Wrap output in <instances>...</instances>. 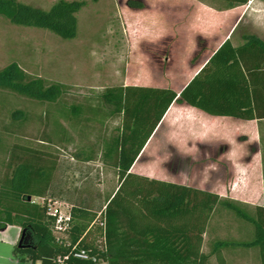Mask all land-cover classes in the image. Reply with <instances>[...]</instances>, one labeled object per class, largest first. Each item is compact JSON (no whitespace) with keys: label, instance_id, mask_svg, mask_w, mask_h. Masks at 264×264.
Segmentation results:
<instances>
[{"label":"trees","instance_id":"obj_1","mask_svg":"<svg viewBox=\"0 0 264 264\" xmlns=\"http://www.w3.org/2000/svg\"><path fill=\"white\" fill-rule=\"evenodd\" d=\"M199 1L225 11L243 7L251 0ZM85 6V1L59 0L49 10H43L17 0H0V17L15 26L42 29L63 40H73L78 34L77 15ZM128 6L145 9L140 0H130ZM244 39L245 43L238 47L226 41L180 95L169 88L133 85L104 91L101 99L108 111L106 117L118 119L119 124L113 134L90 141L78 150L74 158L79 166L74 167H90L99 162L103 170L108 168L115 173L118 185L103 206L67 198L72 206V227L68 239L61 243L55 240L54 219L46 208L28 200L31 197L62 200L55 181L60 160L37 149L15 146L0 179V231L18 227L25 241L23 248L14 246L13 257L20 263L26 255L32 264H211V257L215 256L216 264H227L220 250L241 246L258 248L264 264V207L252 209L215 193L131 173L174 103L214 117L264 118L259 113L264 103V88L259 84L264 71V41L255 35ZM200 55L201 52L195 60ZM66 89L61 84L47 85L42 79L30 78L17 63L0 71V91L30 100L56 103ZM175 112L176 107L171 108L166 119ZM70 114L80 121L82 109L74 106ZM261 153L264 181L262 135ZM221 210L251 225L253 240L216 242L212 252L206 254L201 251L203 235ZM96 235L100 244L93 238ZM77 243L96 261L73 258L72 248ZM59 258L64 262L60 263Z\"/></svg>","mask_w":264,"mask_h":264},{"label":"rangeland","instance_id":"obj_2","mask_svg":"<svg viewBox=\"0 0 264 264\" xmlns=\"http://www.w3.org/2000/svg\"><path fill=\"white\" fill-rule=\"evenodd\" d=\"M17 1L49 10L59 0ZM76 1H85L86 6L77 15L78 34L73 40H63L42 29L15 26L0 17V71L11 63H17L30 78H39L47 85L61 84L67 88L56 103L38 102L8 91H0V179L15 146L37 149L60 160L61 173L55 174V181L63 197L85 205L94 203L103 206L116 190L118 179L114 174H105L99 162L90 165L91 173L86 169L89 165L77 169L74 167L79 166L74 158L78 150L90 141L102 140L113 134L119 124L118 119L106 117L108 111L101 99L102 94L108 88L135 86L139 81L159 84L163 78L175 85L181 81L182 72L186 68V49L194 42L188 35L168 33L155 37L163 40L168 38L164 40L165 45L159 39L156 40L158 44H149V38L155 36L149 35V28L154 26L153 20L149 19L150 14H166V18L161 17L159 21L164 23L161 26L167 27L169 32L172 27L181 26L185 8L178 1L140 0L146 9L142 12L130 8V0ZM263 2L264 0H257L252 6L241 9L247 16V21L243 20L240 25L241 29L250 30L258 26V23H254L252 14L264 16ZM197 43L202 49L204 41L199 40ZM74 106L82 109L80 121L74 120L70 114ZM84 120H88V124ZM172 128V125L164 126L156 136L155 149L162 162H150L156 158L151 155L141 165L152 166L158 173L147 174L151 176L150 179L196 188L197 177L201 178L202 174L197 176L195 164L190 157L186 161L175 155L177 159L174 162H163L166 152L183 154L186 150H191L185 143L182 146H164V140L169 139L172 134L177 139L184 137L185 133L180 132L178 127L170 133ZM224 140L220 139L214 150L217 157L209 158V161L214 160L218 165L215 172H220L223 167L229 169L225 159L220 156V152L226 149L224 144H232L236 156L241 150L238 144L240 141L243 143L244 138L239 139L236 135L235 138H229L228 143ZM254 152L253 148L252 153ZM69 166L73 169L67 171ZM180 168L185 172L181 173ZM261 175L257 174L258 177ZM229 176L230 174H206L210 181L219 179L220 182L227 183L228 188ZM249 227L253 237L254 229L251 225L237 220L230 212L221 210L207 230V245L210 246L211 240L215 238L242 237L243 234H248ZM93 238L100 244L99 236ZM10 241H15L11 235H0V264H32L26 255L21 258L22 262L16 263L13 257L14 246ZM35 241L33 238L32 243Z\"/></svg>","mask_w":264,"mask_h":264},{"label":"crops","instance_id":"obj_3","mask_svg":"<svg viewBox=\"0 0 264 264\" xmlns=\"http://www.w3.org/2000/svg\"><path fill=\"white\" fill-rule=\"evenodd\" d=\"M160 1L165 2V0ZM174 1H178L184 5V16L181 17V20H183L182 24L184 25L181 24V26L178 27L174 26L169 32L167 27H165L164 25L161 26V24L164 23H161L159 21L161 17L165 19L166 14H155L156 12L154 14H150L149 19L153 20L154 26L153 28H149V35L155 34V36L154 38H149V44H158L159 42H156V40L159 39L163 41L162 44L165 45L166 42H164V40L168 38L165 37L163 40L161 38L155 37L165 36L168 33H172L173 35H176V33L184 36L188 35V38L192 39V42L194 43L189 44V48L186 49V68L182 72L181 81L176 82L175 85H172L169 81L167 82L165 78H163L161 80L162 82L159 84L144 83L142 81H139L135 84V86L170 88L179 94L192 80V78L202 70L209 59L226 41H230L234 47L243 45L245 43L244 37L248 35H255L259 39L264 41V26H262V24L264 23V16H262V14H252L254 23H258L256 24L258 26L250 30L240 28L242 21H247L246 13L241 12V9L247 8V6L250 5L252 6L257 0H251L247 5L243 7H237L225 11H218L200 2L199 0ZM262 8L264 9V7ZM138 12H142V10H139ZM184 39L185 37L183 38V40ZM199 40L204 41L202 49L199 48V43H197V41ZM184 41V43L187 42L186 39ZM200 51L201 55L197 60H194ZM260 81V87L261 89H263L264 71L262 72ZM173 107H176V112L170 119H166V115ZM170 109L168 110L167 114L159 124L155 133L148 141L138 159L134 163L131 169V173L145 175L149 178H151V176L147 174H158L154 169H152V166L143 164L141 165V163L149 159L151 155L155 156L156 158L152 159L150 162H162L160 158L161 156L158 155L155 149L157 146V144H155L156 136L158 135L159 130L162 127H169V125H172L175 129L176 127H178V130L180 132H184V137L182 139H177L175 135L172 134L169 139L164 140V146L173 147L177 144L182 146L183 143H185V145L191 148V150H186V152H184L183 154L175 151L168 154L166 152L163 162L172 163L174 162L176 156L185 158L186 161H188L190 157V159L192 160L191 162L195 164V172L197 176L199 174H202L201 178L199 176L197 177V189L203 192L218 194L223 199H231L237 201L252 209L255 207H264L263 178L262 175L259 177L257 176V174H262L261 135L264 139V118H257L255 120H241L232 117H214L198 109L189 107L185 104L181 105L177 103H174L170 107ZM259 113L264 114V103L262 104V108L260 109ZM174 128L170 129V133L173 130L175 131ZM236 135L239 139L244 138L243 143H241L240 141L238 144L241 150L236 153L235 156L234 148L233 146H231L232 144H224L226 145V149L220 152V156L221 159H225L224 162L225 164L229 165V169L228 167H223L220 172H215L218 165L214 160L209 161V158L212 157L215 159L217 157V155L214 154V150L217 147L220 139H225L228 143V139H232V137L235 138ZM253 148L255 149L254 153H252ZM70 169L73 168H70L69 166L67 168V171H69ZM86 169H88L89 173L92 172L91 167H88ZM210 169L213 170L211 171ZM103 172H105V174H115L108 168H106L105 171L103 170ZM180 172L184 173L185 171L180 168ZM60 173L61 169L58 170L57 174ZM217 173L230 174L229 185L231 187L229 186L228 188V184L224 181L220 182L219 179L218 181H210L206 178V174ZM60 201L70 204V202L67 201V197H63ZM14 228L15 227L10 226L5 231H0V235H11V237L16 240L17 233ZM252 240L253 237L251 236L250 228L248 234L245 233L242 237L239 236V238L237 239L215 238L211 240L212 243L210 244V246L207 245L206 235H203L201 251L206 254H210L214 249V244L216 242L225 241L230 243H249ZM220 251L227 264H262L260 251L256 247L251 248L230 246L229 248H224ZM15 261L16 263H19L17 260ZM210 261L211 264L217 263V259L215 256H212Z\"/></svg>","mask_w":264,"mask_h":264},{"label":"built area","instance_id":"obj_4","mask_svg":"<svg viewBox=\"0 0 264 264\" xmlns=\"http://www.w3.org/2000/svg\"><path fill=\"white\" fill-rule=\"evenodd\" d=\"M30 202L32 204L46 208L47 213L54 219L53 235L58 243L68 239V232L72 227V206L66 202L53 199L51 197H31ZM102 214H99L101 217ZM103 226L104 224H100ZM17 233V239L10 241V244L16 246L21 239V229L14 228ZM71 255L73 258L82 261H96L94 257H91L86 249L80 248L79 244L73 246ZM67 256L65 259H68ZM60 263L64 262V259L59 258Z\"/></svg>","mask_w":264,"mask_h":264},{"label":"water","instance_id":"obj_5","mask_svg":"<svg viewBox=\"0 0 264 264\" xmlns=\"http://www.w3.org/2000/svg\"><path fill=\"white\" fill-rule=\"evenodd\" d=\"M181 93V92H180ZM180 93L178 94V95H180ZM30 199L31 198H29L28 200L30 201ZM24 236L23 237H21V239L19 240V242H18V247L19 248H23V245H24Z\"/></svg>","mask_w":264,"mask_h":264}]
</instances>
